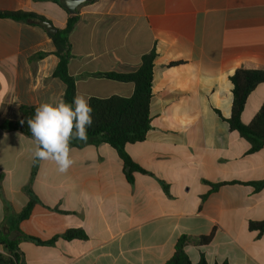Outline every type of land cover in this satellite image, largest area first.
<instances>
[{"label":"crops","instance_id":"1","mask_svg":"<svg viewBox=\"0 0 264 264\" xmlns=\"http://www.w3.org/2000/svg\"><path fill=\"white\" fill-rule=\"evenodd\" d=\"M0 11L35 13L57 29L69 19L61 0H0ZM78 13L69 63L76 96H132L133 83L97 74L136 71L156 51L151 127L143 142L125 146L146 173L130 182L114 148L83 144L71 148L66 173L39 161L33 175V139L0 128V235L19 241L20 263L166 264L181 237L211 236L186 247L193 264L202 256L207 264H264V232L250 229L264 221V185H256L264 146L251 152L228 122L235 71L264 70V0H91ZM55 51L43 27L0 17V125L18 120L21 106L64 98ZM263 104L264 83L249 95L242 123ZM28 189L40 203L15 230ZM68 230L87 237L66 240Z\"/></svg>","mask_w":264,"mask_h":264},{"label":"trees","instance_id":"2","mask_svg":"<svg viewBox=\"0 0 264 264\" xmlns=\"http://www.w3.org/2000/svg\"><path fill=\"white\" fill-rule=\"evenodd\" d=\"M91 1V0H89ZM60 4V2H59ZM0 17L10 18L17 21L40 25L42 21H48L45 17L31 12H1ZM79 13L70 14L67 25L63 29H57L56 34H50V38L56 47L55 55L59 58V63L55 69L54 76L60 79L66 86L63 100L72 103L77 95L76 79L69 72V63L73 58L70 34L75 25L79 21ZM42 27V26H41ZM45 53H40L42 57ZM156 51L152 50L149 54L142 57V63L139 69L129 73H99L112 81L133 83L134 92L130 97L111 96L109 98L90 99L89 103L93 109V123L87 129V140L72 139L70 148L79 147L83 144H91L98 146L100 144H108L114 148L124 164L127 179L133 181V172L138 171L146 173L138 166L127 154L125 146L143 142L151 127L150 118V102L152 97L153 69ZM233 103L231 116L228 119L230 128L237 131L242 137L251 143V152H256L264 146V104L260 108L258 114L251 123L245 125L241 121V115L245 109L249 95L255 88L264 83V70L251 64L242 65L231 77ZM35 107L21 106L19 109V119L16 121H4L0 128L5 131H16L32 138L31 131L27 124V120L34 118ZM23 121V123H21ZM39 160L35 159L33 166V175ZM258 187L264 185V182L256 183ZM30 201L27 206L18 214L15 230L18 224L27 220L33 211L35 205L40 200L34 195L32 190L28 189ZM250 229L264 232V221L250 224ZM66 240L85 239L87 235L82 230H68L62 236ZM22 238L36 242L39 245H52L56 239L49 242H42L36 238L23 235ZM211 236L203 237H181L175 247L173 256L166 264H193L186 252V247L190 244L195 246H205L211 242ZM18 240L10 241L6 236L0 235V244L4 248V252H0V264H21L18 254ZM197 264H207L204 256ZM216 264H228L216 263Z\"/></svg>","mask_w":264,"mask_h":264},{"label":"clouds","instance_id":"3","mask_svg":"<svg viewBox=\"0 0 264 264\" xmlns=\"http://www.w3.org/2000/svg\"><path fill=\"white\" fill-rule=\"evenodd\" d=\"M92 112L89 98L84 95L76 96L72 103L63 99L41 103L35 109L34 118L27 120L33 137L34 158L51 161L59 173H66L75 163L70 141L87 140V129L93 123Z\"/></svg>","mask_w":264,"mask_h":264},{"label":"water","instance_id":"4","mask_svg":"<svg viewBox=\"0 0 264 264\" xmlns=\"http://www.w3.org/2000/svg\"><path fill=\"white\" fill-rule=\"evenodd\" d=\"M89 0H61L62 6L70 14L78 13V8L88 2ZM40 25L50 34H56L57 28L49 21H42ZM10 240L13 239L12 235L9 237Z\"/></svg>","mask_w":264,"mask_h":264}]
</instances>
